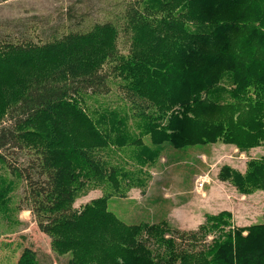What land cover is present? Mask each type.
I'll use <instances>...</instances> for the list:
<instances>
[{"label": "trees", "instance_id": "16d2710c", "mask_svg": "<svg viewBox=\"0 0 264 264\" xmlns=\"http://www.w3.org/2000/svg\"><path fill=\"white\" fill-rule=\"evenodd\" d=\"M123 10L116 19L132 40L127 57L118 50L119 22L88 23V15L77 22L73 9L41 44L0 42V161L24 180L22 202L72 264H264V223L246 236L224 233L226 213L188 232L166 223L128 227L109 212L111 195L75 209L88 188L112 181L119 189L107 158L127 117L105 110L95 122L83 105L112 93L109 78L121 82L119 93L157 145L222 140L241 152L264 145V0H144ZM198 23L209 27L189 26ZM8 146L31 152L28 169L8 163L1 153ZM251 165L241 183L263 187L264 164ZM37 261L26 251L19 264Z\"/></svg>", "mask_w": 264, "mask_h": 264}, {"label": "rangeland", "instance_id": "374dc122", "mask_svg": "<svg viewBox=\"0 0 264 264\" xmlns=\"http://www.w3.org/2000/svg\"><path fill=\"white\" fill-rule=\"evenodd\" d=\"M143 1L8 0L0 3V42L26 39L41 44L45 34L65 23L69 10L73 9L77 22L82 15L91 17L88 23L119 22L118 50L127 57L132 40L122 31L124 22L116 17L130 3ZM189 26L201 30L209 24ZM110 68L107 64L103 72L110 73ZM109 80L112 87L109 96L85 97L83 105L95 122L105 110H116L127 117L128 129L121 131L124 139L119 142L123 146L108 149L109 167L119 170L115 177L119 189L112 181L88 188L76 200V210L111 195L109 212L128 227L166 223L173 232H188L205 224L208 216L226 213L230 225L224 228V233L243 230L246 236L248 228L264 223V186L241 183V179L250 175L252 162L264 164V145L248 152L222 140L185 147L167 141L157 145L145 134L143 121L133 115L119 93L117 86L121 82L113 77ZM3 125L10 126V122ZM100 126L106 127L101 123ZM110 131L114 138L116 131ZM134 138L141 140L139 145L132 143ZM1 153L13 168L28 169L31 152L27 149L8 146ZM224 169H229V177H224ZM204 180L200 188L199 183ZM25 195L24 180L0 161V264H19L26 251L35 253L38 264H72L71 257L58 255L51 238L39 230L34 216L22 202ZM220 234L215 232L208 241ZM142 235L147 238L145 231ZM151 249L157 251L156 246Z\"/></svg>", "mask_w": 264, "mask_h": 264}, {"label": "built area", "instance_id": "2783aa9c", "mask_svg": "<svg viewBox=\"0 0 264 264\" xmlns=\"http://www.w3.org/2000/svg\"><path fill=\"white\" fill-rule=\"evenodd\" d=\"M204 182H205V180H204V181H201V182L199 183V187H200V188H202V187L204 186V184H203Z\"/></svg>", "mask_w": 264, "mask_h": 264}]
</instances>
